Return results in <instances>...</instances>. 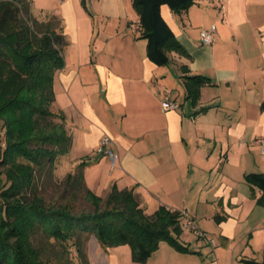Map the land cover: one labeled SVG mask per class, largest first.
<instances>
[{
  "label": "crops",
  "instance_id": "0c3cea01",
  "mask_svg": "<svg viewBox=\"0 0 264 264\" xmlns=\"http://www.w3.org/2000/svg\"><path fill=\"white\" fill-rule=\"evenodd\" d=\"M58 1L52 15L61 21L66 45L53 108L72 135L68 154H78L72 166L85 162L84 183L96 195L104 198L113 184L135 186L147 213L159 205L176 209L207 235L186 229L192 240L183 231L178 240L189 251L161 241L143 264L261 260L264 192L244 176L264 174L256 143L264 138V0H193L180 13L162 5L184 50L169 52L165 66L147 58L132 0H108L97 24L71 0ZM212 25L213 41L205 45L199 32ZM188 75L211 81L194 105L185 99ZM163 100L178 107L164 111ZM104 135L111 138L113 161L96 152ZM148 202L157 206L152 212Z\"/></svg>",
  "mask_w": 264,
  "mask_h": 264
},
{
  "label": "trees",
  "instance_id": "16d2710c",
  "mask_svg": "<svg viewBox=\"0 0 264 264\" xmlns=\"http://www.w3.org/2000/svg\"><path fill=\"white\" fill-rule=\"evenodd\" d=\"M193 0H132L138 16L137 32L146 40V56L157 66L169 63L168 53L184 54L161 15L167 5L185 11ZM66 45L61 21L55 15L33 17L29 0H0V264H66L44 258L41 238L73 244L86 264L78 236L93 234L106 252L127 244L133 264H143L161 241L175 250L189 249L178 240L183 213L159 205L152 213L141 206L135 186L112 185L102 198L85 186V162L65 176L71 195L83 189L91 211L74 212L72 201L46 203L37 193L40 174L52 175L55 162L69 153L72 135L62 112H53V82L64 65ZM206 76H184L185 99L197 103ZM56 120V121H55ZM244 180L264 192V174L247 173ZM245 264H264L245 259Z\"/></svg>",
  "mask_w": 264,
  "mask_h": 264
},
{
  "label": "rangeland",
  "instance_id": "374dc122",
  "mask_svg": "<svg viewBox=\"0 0 264 264\" xmlns=\"http://www.w3.org/2000/svg\"><path fill=\"white\" fill-rule=\"evenodd\" d=\"M31 4V13L33 17L40 21L48 20L52 13L57 14L60 8V1L58 0H29ZM77 12L84 15H93V20L97 24L101 17L98 18L97 13L102 12L108 0H71ZM96 27V25H95ZM137 32V31H136ZM53 112H57L51 106ZM56 121V120H55ZM78 154L71 152L68 155L59 157L53 168L52 175L40 174L37 177L36 188L37 193L46 203L55 205L61 204L65 201H72L74 205V212L91 211L92 206L84 200V190H76L75 195L72 190H65V176L69 172H73L75 167L72 163L75 162ZM73 161V162H72ZM148 212H152L157 206H153L150 202L145 204ZM183 235L187 240H192L193 234L182 227ZM80 247L84 254L86 264H133L130 259L129 246L127 244L119 245L105 252L100 244L97 242L93 234L83 233L78 236ZM41 247L44 251V258L61 259L66 264H82L79 254L72 243L69 241L66 245L60 244L52 239L41 238Z\"/></svg>",
  "mask_w": 264,
  "mask_h": 264
},
{
  "label": "built area",
  "instance_id": "2783aa9c",
  "mask_svg": "<svg viewBox=\"0 0 264 264\" xmlns=\"http://www.w3.org/2000/svg\"><path fill=\"white\" fill-rule=\"evenodd\" d=\"M137 28V26H136ZM216 29L215 26L212 25L210 29L208 30H200L199 32V38L201 40V42L205 45H209L212 43L213 41V34L215 33ZM178 107L176 102L173 101H168V100H163L161 102V108L164 111L167 110H173L176 109ZM256 143L259 145L262 154L264 155V138H257L256 139ZM111 138L107 135H104L101 137V139L99 140V143L96 147V152L102 155H106L108 157L111 158V160L113 161L115 159V154H113L112 150H111ZM184 219L182 222V227L184 229H188L190 231L195 232L196 236L198 238H207V235L200 231L194 224L193 220L190 219L185 213H183ZM211 242H214L213 240H211Z\"/></svg>",
  "mask_w": 264,
  "mask_h": 264
}]
</instances>
